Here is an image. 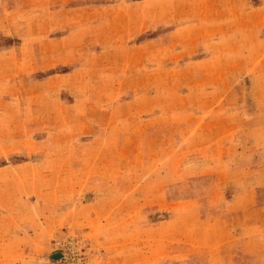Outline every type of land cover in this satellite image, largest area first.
I'll use <instances>...</instances> for the list:
<instances>
[{
	"label": "rangeland",
	"instance_id": "1",
	"mask_svg": "<svg viewBox=\"0 0 264 264\" xmlns=\"http://www.w3.org/2000/svg\"><path fill=\"white\" fill-rule=\"evenodd\" d=\"M205 2L0 0V264L216 261L220 209L205 204L215 173L192 142L200 133L183 127L187 109L206 105L200 95L264 82L229 80V67L206 64L229 52L195 47L229 34L219 8L203 14ZM246 68L259 69L237 70ZM165 196L180 202L159 210ZM224 203L223 226L233 222ZM118 206L123 216L102 224ZM85 210L97 218L86 221ZM240 234L230 238L264 250V232ZM62 246L76 259L52 258Z\"/></svg>",
	"mask_w": 264,
	"mask_h": 264
},
{
	"label": "crops",
	"instance_id": "2",
	"mask_svg": "<svg viewBox=\"0 0 264 264\" xmlns=\"http://www.w3.org/2000/svg\"><path fill=\"white\" fill-rule=\"evenodd\" d=\"M249 1L221 0L220 3H216L215 0H206V2L204 0V6L201 5V7L205 16L212 11L216 13L219 8L222 18H227L219 26L224 27V32L229 34V38L227 41L205 40L208 38L205 35L210 36L213 33L211 18L205 17L202 22L205 36L203 45L195 49L228 51L229 54L226 57L212 53L213 56L209 55L204 61L207 62L206 64L229 67V80H236L240 75L247 76L249 83L264 82V36L258 37L262 32L260 27L264 25V0L253 5L248 4ZM187 39L193 40V37ZM251 50H255V53L252 52L250 55L248 51ZM247 66L251 69L259 67L258 72H250L247 68L245 71L237 70V67ZM201 99H204L206 105L198 107L197 110L186 108L190 111L183 127L185 131L193 130L200 133L198 137L203 142L198 140H192V142L194 145L205 146V151L202 152L204 158L200 161L203 164H212L214 168L205 171L215 173L216 179V184L205 192V204L208 205L214 200L220 209L215 215V218H218L219 233L214 234L213 237L215 243L213 256L216 258L213 264H253L255 261L264 264V250L248 249V240L237 242L236 239L230 238L231 231L238 228L241 230L239 237L244 238L264 232V89L242 92L212 91L202 98L200 95L199 100ZM207 132L208 135H206ZM219 167L227 169L228 181L222 180L226 178V175ZM241 167L245 170L243 175L239 176L238 169ZM222 182H224L223 186H221ZM240 182L243 183L240 184ZM226 185L229 186L230 192L225 200L222 195ZM156 201L158 202L156 208L159 210H169L174 203L180 202L166 196ZM196 201L198 199L194 202ZM183 202L188 201L184 199ZM224 202L231 205L228 209L232 211L230 212L232 214L228 217H233V222L225 226L222 224L224 215L226 216L224 221L227 222V214L223 212ZM90 204L92 203H84L80 209ZM122 207H116L112 215L110 214L112 210H105L106 221L103 219L101 223H107V221L112 223L113 219L119 218L124 211ZM250 211L255 213L254 217H240ZM84 213L87 215L88 211L85 210ZM85 214L83 217L86 216ZM96 218L88 214L85 220L90 222L89 220ZM77 220L84 222V218ZM204 253L206 252L203 250L202 254ZM204 264L211 263L208 260Z\"/></svg>",
	"mask_w": 264,
	"mask_h": 264
},
{
	"label": "built area",
	"instance_id": "3",
	"mask_svg": "<svg viewBox=\"0 0 264 264\" xmlns=\"http://www.w3.org/2000/svg\"><path fill=\"white\" fill-rule=\"evenodd\" d=\"M70 253H72V252H71V249H70L69 246H62V249L59 252V254H60L59 255V260H61V259H63V260H65V259H68V260H71V259L74 260V259H76L75 255L70 254ZM78 260H79V258H77V261Z\"/></svg>",
	"mask_w": 264,
	"mask_h": 264
},
{
	"label": "water",
	"instance_id": "4",
	"mask_svg": "<svg viewBox=\"0 0 264 264\" xmlns=\"http://www.w3.org/2000/svg\"><path fill=\"white\" fill-rule=\"evenodd\" d=\"M59 253L58 252H56V253H53L52 255H51V257L52 258H54V259H56V258H58L59 257Z\"/></svg>",
	"mask_w": 264,
	"mask_h": 264
}]
</instances>
